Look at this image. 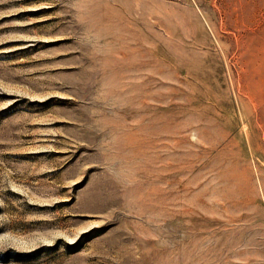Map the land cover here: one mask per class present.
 Returning a JSON list of instances; mask_svg holds the SVG:
<instances>
[{
	"label": "rangeland",
	"instance_id": "374dc122",
	"mask_svg": "<svg viewBox=\"0 0 264 264\" xmlns=\"http://www.w3.org/2000/svg\"><path fill=\"white\" fill-rule=\"evenodd\" d=\"M0 264H264V0H0Z\"/></svg>",
	"mask_w": 264,
	"mask_h": 264
}]
</instances>
